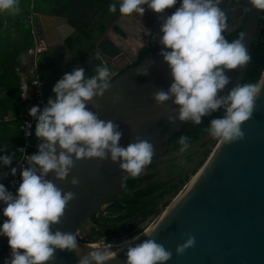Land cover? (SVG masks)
Listing matches in <instances>:
<instances>
[{"label": "clouds", "instance_id": "obj_1", "mask_svg": "<svg viewBox=\"0 0 264 264\" xmlns=\"http://www.w3.org/2000/svg\"><path fill=\"white\" fill-rule=\"evenodd\" d=\"M220 3L221 0H112L108 11L118 10L124 17L133 14L142 17L146 8L160 14L175 7L160 26L159 40L163 46L159 55L168 66L171 83L167 91L154 93L153 99L158 105L172 101L176 116H169V123L191 121L200 125L202 117L222 110V115L211 119L205 130L227 144L243 138L241 125L251 117L264 86L241 83L230 88L226 95H218L230 83L227 72L251 61L242 43L243 34L232 41L222 34L227 29V17ZM248 3L264 11V0ZM20 10V0H0V15L15 16ZM144 33L147 34L146 29ZM137 74L147 75V70ZM110 85L111 73L103 64L96 65L90 77L83 67H76L54 84L51 89L54 98L49 97L42 108L29 109V116L36 121L34 136L39 141L38 150L25 156L29 166L21 170L15 193L0 182V237H7L10 248V256L2 264H48L57 250L75 252L79 257L77 264H106L125 248V264H165L170 260L172 253L151 238L154 228L142 230L117 250L104 241L102 246H87L92 251L85 255L80 254L76 233L53 231L66 206L75 198L74 192L64 191L54 180L64 181L74 160L107 159L118 163L119 169L126 173L121 185L138 177L152 162V143L136 138L127 146L120 145L123 134L119 125L100 119L86 106L94 97H102ZM26 95L27 90L22 97ZM188 141L187 136L179 137L180 151L188 148ZM5 151L0 148V153ZM13 155L0 154V167L11 165ZM16 172L12 167L10 172L0 173V181L5 175L15 176ZM49 173L54 179L48 178ZM69 182L76 186L79 180L72 177ZM142 236L148 238L141 241ZM194 243L195 238L189 235L177 246V255Z\"/></svg>", "mask_w": 264, "mask_h": 264}, {"label": "water", "instance_id": "obj_2", "mask_svg": "<svg viewBox=\"0 0 264 264\" xmlns=\"http://www.w3.org/2000/svg\"><path fill=\"white\" fill-rule=\"evenodd\" d=\"M238 1L246 8L240 36L243 34L242 43L250 54L253 43L259 41L264 31V11L253 8L248 0ZM152 15L157 33L164 21L156 19V13L152 12ZM168 15L167 10L160 13V17ZM122 18L126 24L119 20L115 24V32L121 37L132 32L130 28L144 34L133 15ZM61 19L67 23L66 27L74 29L68 17ZM155 34L154 39L159 41L160 36ZM105 41L112 42L108 32L97 48L100 49ZM105 55L113 63L118 59L128 61L124 54ZM248 64L227 72L230 83L218 95H226L230 88L243 83ZM145 69L147 75L137 74ZM170 83L168 66L162 56L156 55L116 75L103 96L94 97L86 106L100 119L112 120L119 125L123 134L120 145L127 146L136 138L144 139L154 146L153 158L160 157L168 153L170 137L189 122L169 123L168 117L176 116L172 101L158 105L153 99L157 91H167ZM258 84L264 86V72ZM241 131L244 135L240 140L225 144L220 139L172 203L116 243L112 250H117L124 241L142 230L154 228L151 238L172 253L165 264H264V87L255 100L251 117L242 123ZM125 175L118 163L110 160L81 159L74 160L64 181L54 180L59 188L74 192L75 198L68 203L53 231L76 233L81 255L92 251L87 246H102L103 242L88 243L79 237H91L87 226L89 216L102 211L124 190L126 183L121 185V178ZM72 177L79 180L78 185L70 184ZM48 178L54 179L52 173ZM189 235L195 238L194 245L177 255V246ZM147 238L142 236L141 241ZM5 242L8 244L7 237ZM125 251L126 248L119 251L106 264H125ZM78 259L75 252L57 250L48 264H77Z\"/></svg>", "mask_w": 264, "mask_h": 264}, {"label": "trees", "instance_id": "obj_3", "mask_svg": "<svg viewBox=\"0 0 264 264\" xmlns=\"http://www.w3.org/2000/svg\"><path fill=\"white\" fill-rule=\"evenodd\" d=\"M110 3H112V0H55L54 5L50 9H39L40 12L49 15L67 16L69 23L76 29L75 33L65 40L63 46H58L43 53V57L39 62V71L48 87L52 89L57 80L60 79V75L55 72L60 63L57 60L56 54L65 48L71 51L78 49L90 53L96 65L103 64L100 58L102 54L111 56L117 54V48L110 43L101 46L100 51H94L101 36L105 34L108 26L113 23L116 15L119 14L118 10L116 13H109L108 7ZM241 31L242 28L233 33L230 41L238 39ZM27 47L26 45L24 50ZM250 56L251 61L248 64L243 83L258 84L264 72V39L253 43ZM95 66L90 64V76L94 74ZM49 73L51 76H49ZM0 85L7 87L3 102L0 99V148L6 149L4 153L0 154L15 155L16 147L23 142L18 129L20 117L23 113L20 105L22 100L20 97L19 79L17 76L14 77L10 72L6 71L0 77ZM221 115L222 110H217L209 116L202 117L200 125H196L191 121L185 123L179 131L170 137L168 153L181 148V145L177 141L182 135L189 138L188 144L202 141L209 135L205 129L209 125L210 120ZM7 116L16 119L5 120ZM209 143H212V141ZM209 153V151L205 152L204 156H208ZM158 159L159 157L153 158L151 164L138 177L129 178L126 181L124 190L114 196L102 211L95 212L89 216L95 230H98L101 234H107L114 228L121 226L122 232H129L133 227L158 213V204L162 199L167 195L174 196L179 192L181 189L179 183L173 181L158 182L155 179V171L159 166ZM9 166L0 167V173H5ZM0 182L4 183L7 187L5 177ZM167 205V201L163 203L164 207ZM139 214L141 215L136 221L127 225L128 222ZM89 240L95 241L97 237H89ZM5 252L10 255L8 244L5 246Z\"/></svg>", "mask_w": 264, "mask_h": 264}, {"label": "crops", "instance_id": "obj_4", "mask_svg": "<svg viewBox=\"0 0 264 264\" xmlns=\"http://www.w3.org/2000/svg\"><path fill=\"white\" fill-rule=\"evenodd\" d=\"M32 1L35 3L36 11L44 14L48 18L47 20L42 22L43 25L42 29L45 32V36L48 44V49L46 51L55 49L58 46H63L65 40L71 35H73L76 31V29L73 26H72L74 28L73 30L66 27L67 23L61 19V17H64L65 15H49L44 12H40L39 9L42 10H44L45 8L50 9L54 5L55 0H20L21 10L19 14L15 16L0 15V77L3 76L4 72L6 71L10 72L12 76L16 77V73L14 70L15 65L19 63L20 60L19 57L21 53L24 51L25 46L26 45L29 46L33 42L32 37L29 33V24L27 22V15L29 14L30 3ZM116 22L110 24L105 32V33L108 32V36L112 40V42L105 41L101 46H103L106 43L108 44L110 43L113 44L115 47H120V46L123 47V45L131 43L129 41L130 39L128 38L129 35L127 33L126 36L121 37L120 34L115 32ZM137 31L138 34H141L139 30ZM103 36H101V39L97 42L96 49L94 50L95 52L100 51V49L97 48V45L102 40ZM46 51H44V53ZM128 53L129 52L126 51L127 55ZM56 57L60 63L57 66L55 72L56 74L60 75V78L64 75V73L71 72L76 67H83L84 65L86 66V64L88 65V68L84 69L85 74L90 77L89 66L90 64L93 66L96 65V62H94L92 55L84 50L81 51L76 49L75 51H71L70 49L65 48L63 51L57 53ZM65 58H68V60L66 61ZM100 58L103 63L104 61H106V58L108 57L105 54H102ZM110 73L112 78L115 74L112 72ZM49 76H51L50 73ZM43 81L45 82L46 85V81L44 79ZM46 88L49 93L53 94L51 92L50 87L46 85ZM6 91H7V87L4 85H0V99L2 100L1 102H3V99L6 95ZM20 105H21V111L23 112L25 110L26 104L21 102Z\"/></svg>", "mask_w": 264, "mask_h": 264}, {"label": "built area", "instance_id": "obj_5", "mask_svg": "<svg viewBox=\"0 0 264 264\" xmlns=\"http://www.w3.org/2000/svg\"><path fill=\"white\" fill-rule=\"evenodd\" d=\"M48 18L36 11L35 3H30L29 14L27 15V22L29 24V33L32 37V44L28 46L20 55V60L15 65V73L19 79L20 85V97L23 103H25V110L21 114L18 129L23 138V142L19 144L15 149V155L13 156L12 163L5 173L10 172V168L15 167L17 169L16 175H5L7 188L15 193L16 188L20 183V172L23 168H27L29 165L25 160L26 155H31L37 152L39 141L34 136V129L36 121L29 116L28 112L32 106H40L41 108L46 105L49 97L54 95L47 91L45 82L43 81L40 71L39 62L42 59L44 51L48 49V44L45 36V32L42 29V22ZM36 80L38 84H33ZM27 90L26 97H22L24 91ZM13 117H5V120H15ZM28 125L31 127L29 128ZM32 135H29V133ZM2 219V218H0ZM81 241L85 240V236L79 237ZM91 243V242H88ZM5 237H0V264L3 260L9 257V253L5 252Z\"/></svg>", "mask_w": 264, "mask_h": 264}, {"label": "flooded vegetation", "instance_id": "obj_6", "mask_svg": "<svg viewBox=\"0 0 264 264\" xmlns=\"http://www.w3.org/2000/svg\"><path fill=\"white\" fill-rule=\"evenodd\" d=\"M179 6V5H177ZM220 8L222 11H224L226 17H227V29L224 33H222L227 40H231L233 33L237 32L239 29H241L244 25V22L246 20V8L243 7V4L240 3L238 0H221ZM170 14L175 11V7L172 9H166ZM151 13V14H150ZM133 16L140 22L143 32L144 29L147 30V34H138V31H134L135 28H130L132 32L131 34H128L129 41L131 43L116 47L117 48V54L118 55H126L128 61L118 59L116 63H113L110 59L106 58V61L103 62V65L109 68V71L118 75L121 72L137 66L144 62L145 60L159 55V52L161 48L163 47L158 40L154 39V34L156 33V25L154 24L155 17H153L151 10H148L146 8L144 14L142 17H139L136 14H133ZM160 14L156 13V19H161L164 21L166 18L165 16H161ZM120 21V23H124L122 19V16L120 14H117L113 23L116 21ZM262 26H259V29H261ZM155 35L161 36L162 33L158 31ZM264 39V31L262 32V35L260 36V39ZM126 51L129 52L128 55L126 54ZM84 69L88 68V65L83 66ZM141 214H139L137 217L133 218L130 222L127 223L131 224L134 221H136ZM88 224L89 226V233L90 236H96L97 240H103L107 236V234H101L98 232V230L94 229V225L90 218H88ZM126 225V224H125ZM85 240H89V237L85 236ZM92 241V240H90Z\"/></svg>", "mask_w": 264, "mask_h": 264}, {"label": "rangeland", "instance_id": "obj_7", "mask_svg": "<svg viewBox=\"0 0 264 264\" xmlns=\"http://www.w3.org/2000/svg\"><path fill=\"white\" fill-rule=\"evenodd\" d=\"M10 117V116H9ZM11 118V117H10ZM220 138H214L211 135H207L202 141H197L192 144H188V148L184 151H180V148L171 151L163 156H160L158 159L159 166L156 169V180L158 182L165 181H173L180 184V191L184 188V186L189 183L192 177L197 173L203 163L206 161L208 156H204L205 152L209 151L210 153L213 151L215 146L218 144ZM212 143H209L211 142ZM209 153V154H210ZM202 162V163H201ZM201 165L199 166V164ZM178 193L174 196L167 195L161 202L158 204L159 212L155 215L147 218L142 223L133 227L129 232H122L121 226L114 228L112 231L107 233V237L103 240H87L88 242L100 243L105 242L108 244H116L137 229L139 226L143 225L154 216L163 211L166 207H168ZM168 202L166 207L163 206L164 202ZM104 206L102 209H104Z\"/></svg>", "mask_w": 264, "mask_h": 264}, {"label": "bare ground", "instance_id": "obj_8", "mask_svg": "<svg viewBox=\"0 0 264 264\" xmlns=\"http://www.w3.org/2000/svg\"><path fill=\"white\" fill-rule=\"evenodd\" d=\"M193 177H194V176H193ZM193 177H192V178H193ZM114 245H115V244H112V246H114Z\"/></svg>", "mask_w": 264, "mask_h": 264}]
</instances>
